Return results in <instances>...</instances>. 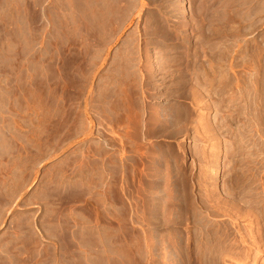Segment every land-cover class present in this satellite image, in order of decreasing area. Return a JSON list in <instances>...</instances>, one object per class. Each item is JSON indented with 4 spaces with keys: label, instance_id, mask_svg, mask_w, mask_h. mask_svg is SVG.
<instances>
[{
    "label": "rangeland",
    "instance_id": "rangeland-1",
    "mask_svg": "<svg viewBox=\"0 0 264 264\" xmlns=\"http://www.w3.org/2000/svg\"><path fill=\"white\" fill-rule=\"evenodd\" d=\"M108 146L127 264H264V0H0V264L67 209L95 257Z\"/></svg>",
    "mask_w": 264,
    "mask_h": 264
},
{
    "label": "crops",
    "instance_id": "crops-1",
    "mask_svg": "<svg viewBox=\"0 0 264 264\" xmlns=\"http://www.w3.org/2000/svg\"><path fill=\"white\" fill-rule=\"evenodd\" d=\"M105 153V160L103 158L101 165L106 171V178L102 179L101 187L94 188L91 193V196L95 197L94 201L103 200L101 201L103 204L99 206L100 215L85 217V224L82 228L86 234L85 244L92 245L86 250L95 257L90 256L85 261L87 264H96L95 260L99 259L100 264L108 262L127 264L129 259H126L120 250L134 252L135 241L125 239L121 229L125 227L132 229L136 226L132 219L133 208L127 199L131 193L124 181L123 161L116 158L110 146L105 149ZM66 218L67 224L65 225L56 223L48 226L38 222L39 234L28 230L29 236H23L21 231H17L16 235L9 239L5 238V241L9 240L10 244L14 245V249L10 248L9 251H5L1 264H65L59 245L83 242L76 238L75 210L67 209ZM10 222L11 219L8 223ZM29 243L32 245L31 257L27 253Z\"/></svg>",
    "mask_w": 264,
    "mask_h": 264
}]
</instances>
